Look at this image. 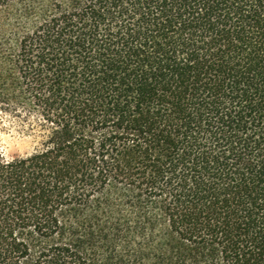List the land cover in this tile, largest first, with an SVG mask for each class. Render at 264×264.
<instances>
[{
    "label": "trees",
    "instance_id": "16d2710c",
    "mask_svg": "<svg viewBox=\"0 0 264 264\" xmlns=\"http://www.w3.org/2000/svg\"><path fill=\"white\" fill-rule=\"evenodd\" d=\"M0 264H264V0H0Z\"/></svg>",
    "mask_w": 264,
    "mask_h": 264
},
{
    "label": "rangeland",
    "instance_id": "374dc122",
    "mask_svg": "<svg viewBox=\"0 0 264 264\" xmlns=\"http://www.w3.org/2000/svg\"><path fill=\"white\" fill-rule=\"evenodd\" d=\"M33 136H26L9 119L0 117V149L8 158L22 156L32 151Z\"/></svg>",
    "mask_w": 264,
    "mask_h": 264
}]
</instances>
